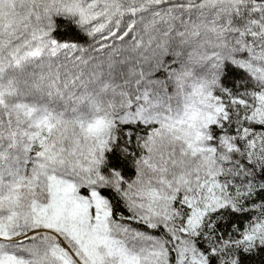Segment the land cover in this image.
Listing matches in <instances>:
<instances>
[{
	"label": "snow or ice",
	"instance_id": "obj_1",
	"mask_svg": "<svg viewBox=\"0 0 264 264\" xmlns=\"http://www.w3.org/2000/svg\"><path fill=\"white\" fill-rule=\"evenodd\" d=\"M137 2L0 0V80L100 114L0 93V148L27 166L0 169V264H264V0H139L165 6L168 44L131 82L24 68Z\"/></svg>",
	"mask_w": 264,
	"mask_h": 264
},
{
	"label": "rangeland",
	"instance_id": "obj_2",
	"mask_svg": "<svg viewBox=\"0 0 264 264\" xmlns=\"http://www.w3.org/2000/svg\"><path fill=\"white\" fill-rule=\"evenodd\" d=\"M135 7V13L125 11L124 15L105 18L101 23H105L102 31L93 33L92 29L81 25L80 28L89 32L92 36L88 47L83 50L80 45L76 44L75 48L57 49L55 56L49 51L42 58L30 60L24 65L26 71H39L40 65L74 67L88 74L89 72H99L105 78L114 79L117 75L129 82L137 79L143 70L147 74L151 53L158 49H164L168 40L158 32L160 27L157 20L161 19V13L164 12V5H154L150 3H139L135 5L126 4V8ZM112 28L117 32H123L119 40L113 37L111 42L102 40L101 36L109 34ZM175 54V53H173ZM198 60V57H193ZM199 66V63H197ZM10 81H12L10 83ZM0 93L9 103L16 102H41L49 103L50 107L55 108L58 112H65L66 118L82 119L84 121L96 120L100 118L88 102L76 103L69 101L65 104L63 101H49L47 97L40 100L41 94L32 88V78L20 70L10 69L6 72L4 78L0 80ZM75 108L76 111H72ZM6 146H9L6 141ZM17 155L20 156L21 162L12 165L18 170V175L23 176L26 171L24 161L23 142L17 143ZM0 153L4 154V149L0 148ZM11 158L4 170L1 164L4 158L0 157V169L5 172L12 164Z\"/></svg>",
	"mask_w": 264,
	"mask_h": 264
},
{
	"label": "trees",
	"instance_id": "obj_3",
	"mask_svg": "<svg viewBox=\"0 0 264 264\" xmlns=\"http://www.w3.org/2000/svg\"><path fill=\"white\" fill-rule=\"evenodd\" d=\"M80 32H81V35L84 37V40L87 41V43H84V42H77V45H80L81 48L83 50H85L86 47H88L89 45V42L91 41V34L81 28L78 29ZM3 149H4V154H3V157H6L4 158L3 160V163L1 164V166L3 167V169L5 170L7 168V165L9 163V160L11 158H13L14 154L17 152V145L16 147H10V146H6V141L4 142V146H3Z\"/></svg>",
	"mask_w": 264,
	"mask_h": 264
}]
</instances>
